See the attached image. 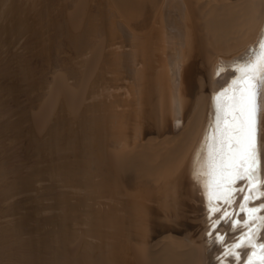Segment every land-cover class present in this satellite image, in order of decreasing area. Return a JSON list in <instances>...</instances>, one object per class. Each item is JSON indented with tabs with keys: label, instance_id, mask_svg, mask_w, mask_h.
I'll return each mask as SVG.
<instances>
[{
	"label": "bare ground",
	"instance_id": "bare-ground-1",
	"mask_svg": "<svg viewBox=\"0 0 264 264\" xmlns=\"http://www.w3.org/2000/svg\"><path fill=\"white\" fill-rule=\"evenodd\" d=\"M15 37L69 55L30 116L34 136L58 143L41 177L17 181L0 150V264H50L18 187L63 191L36 203L66 264H264V111L255 168L233 166L225 136L264 0H0V43ZM60 147L75 159L61 163Z\"/></svg>",
	"mask_w": 264,
	"mask_h": 264
},
{
	"label": "rangeland",
	"instance_id": "rangeland-1",
	"mask_svg": "<svg viewBox=\"0 0 264 264\" xmlns=\"http://www.w3.org/2000/svg\"><path fill=\"white\" fill-rule=\"evenodd\" d=\"M5 39L4 41L1 40L0 43V123L2 127L7 128L8 123L11 122L13 118L15 121H20L21 126H23H20L18 128L19 130L16 128L15 130L11 127L12 131L8 126L10 131H8V129V132L5 133L4 131V135L2 136L4 140H1L2 146L5 147L6 145V147L4 149L0 147V150L1 152L4 150V152H2L4 155L8 150L10 151L7 153V156L11 158L8 160H10V163L12 162L14 169L13 177L17 181L28 178H40L41 175H38V171L40 167L45 164V151L50 150V147L56 146L58 143L55 142L52 146L50 142L47 144L44 139H38L37 136H34L35 132L32 127V119H30V116L33 112L42 109V104L45 105V102L47 103L48 82L51 80L54 71H56L59 66L62 67L65 55H69V53L67 51V53L64 52L60 46H56L51 49L50 56L38 54L32 50L31 42L28 38L15 37L16 42L10 38L7 40ZM48 58H53L54 62L52 65ZM12 85L18 87L11 90L9 87ZM23 118H26L27 122L25 120L23 121ZM64 125L65 122H59V132L66 133L67 126ZM11 138L12 140L10 142ZM61 148L62 147H60L57 154H55L61 163L63 160L73 161L75 159V152H63ZM5 149L7 150L6 152ZM55 163L57 164L59 162L55 160ZM72 179H74V185L87 184L86 179L81 180L78 174L72 177ZM16 192L18 197L27 198L28 203L30 202V205L33 206H31V232L32 236L42 244L39 252L46 257L50 264H66L64 260H59L60 253L56 250L57 248H55V245L51 246L49 244L50 233L46 227L47 221L43 216L44 210L42 207L44 206L39 203L38 206L36 203L40 198H46L47 200L56 198L55 196L58 195L59 192L63 193V191L56 189L44 192L37 189L25 190L18 187ZM52 204L55 206L54 202H52ZM70 204L71 203L68 202L61 206L68 210L71 208L70 213L78 216L77 212H75V209H73ZM26 205L28 204L26 203ZM24 206L23 204V207ZM38 207L42 209L39 210ZM59 247H62V244H59ZM64 247L67 246H63V248Z\"/></svg>",
	"mask_w": 264,
	"mask_h": 264
},
{
	"label": "snow or ice",
	"instance_id": "snow-or-ice-1",
	"mask_svg": "<svg viewBox=\"0 0 264 264\" xmlns=\"http://www.w3.org/2000/svg\"><path fill=\"white\" fill-rule=\"evenodd\" d=\"M254 60L246 58L240 69L241 80L233 81L243 86L234 90L228 97L230 103L225 105L230 117L225 120L226 124H230L225 129V136L229 143V159L234 162V167L251 162V167L255 168L257 163L258 111H264V103L258 102V96L264 100V40ZM236 178L243 179V174L237 172ZM249 179H252L251 175ZM249 264H252L251 260Z\"/></svg>",
	"mask_w": 264,
	"mask_h": 264
}]
</instances>
